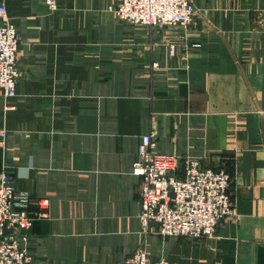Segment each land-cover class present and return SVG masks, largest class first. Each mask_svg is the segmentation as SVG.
<instances>
[{"label": "crops", "instance_id": "0c3cea01", "mask_svg": "<svg viewBox=\"0 0 264 264\" xmlns=\"http://www.w3.org/2000/svg\"><path fill=\"white\" fill-rule=\"evenodd\" d=\"M0 0L21 34L17 96L0 97V172L30 194L39 264H121L142 244L138 147L225 164L236 213L214 238L151 236L152 260L264 264V0H194L188 28L151 30L115 0ZM157 65V66H156Z\"/></svg>", "mask_w": 264, "mask_h": 264}, {"label": "built area", "instance_id": "2783aa9c", "mask_svg": "<svg viewBox=\"0 0 264 264\" xmlns=\"http://www.w3.org/2000/svg\"><path fill=\"white\" fill-rule=\"evenodd\" d=\"M53 12L56 0H46ZM122 22L151 30L188 28L198 11L194 0H115L108 8ZM21 34L0 5V97L17 96L20 72ZM157 66V65H156ZM7 132L0 131V148ZM152 134L142 137L132 174L140 180V224L145 238L121 264H175L152 260L147 237L202 241L214 237L221 223L235 215L233 179L227 166L212 168L201 160L163 155L156 151ZM30 194L15 188L14 177L0 172V264H39L29 253V231L34 222L48 218L49 201L38 202L31 214Z\"/></svg>", "mask_w": 264, "mask_h": 264}, {"label": "rangeland", "instance_id": "374dc122", "mask_svg": "<svg viewBox=\"0 0 264 264\" xmlns=\"http://www.w3.org/2000/svg\"><path fill=\"white\" fill-rule=\"evenodd\" d=\"M113 4H114V3H113ZM113 4H111L110 6H112ZM110 6H109V7H110ZM109 7H108V8H109ZM112 15L116 18V16H115L114 14H112ZM149 134H151V133H149ZM152 135H153V134H152ZM153 136H154V135H153ZM175 156H176V155H175ZM181 158H182V157H181ZM186 158H188V157H186ZM132 175H133V174H132ZM139 220H140V219H139ZM141 233H142V236H143L142 243H144V242H145V238H144V235H143V232H142V231H141ZM217 233H218V232H217ZM216 235H217V234H216ZM216 235H215V236H216ZM215 236H214V237H215ZM146 237L149 239L151 236H146ZM214 237H212V238H214ZM148 239H147V241H148ZM142 243H141V244H142ZM147 246H148V244H147Z\"/></svg>", "mask_w": 264, "mask_h": 264}, {"label": "trees", "instance_id": "16d2710c", "mask_svg": "<svg viewBox=\"0 0 264 264\" xmlns=\"http://www.w3.org/2000/svg\"><path fill=\"white\" fill-rule=\"evenodd\" d=\"M228 170V172H229V169H227ZM230 173V172H229Z\"/></svg>", "mask_w": 264, "mask_h": 264}]
</instances>
